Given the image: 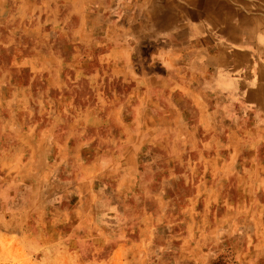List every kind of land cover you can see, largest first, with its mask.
I'll use <instances>...</instances> for the list:
<instances>
[{
  "label": "rangeland",
  "instance_id": "1",
  "mask_svg": "<svg viewBox=\"0 0 264 264\" xmlns=\"http://www.w3.org/2000/svg\"><path fill=\"white\" fill-rule=\"evenodd\" d=\"M72 1L30 0V25L0 26V264H97L118 245L125 264H264V107L227 92L260 77L233 47L249 29L206 18L176 48L128 40L126 79L103 68L107 32L155 5L188 20L181 0H85L90 51Z\"/></svg>",
  "mask_w": 264,
  "mask_h": 264
},
{
  "label": "crops",
  "instance_id": "2",
  "mask_svg": "<svg viewBox=\"0 0 264 264\" xmlns=\"http://www.w3.org/2000/svg\"><path fill=\"white\" fill-rule=\"evenodd\" d=\"M75 1L77 2V4L73 7V9H76L77 12L80 13L82 22L85 25L83 24L81 32H78L79 26L73 29L74 31L72 30L70 36L72 37L74 43H79L81 42V40L87 43V49L90 51V48L96 45V32H100L96 29V19L94 17L95 13L91 14V12H95L97 7L89 6V10L81 14L84 7L86 6L85 0ZM206 1L207 0H204V2L201 0H181L180 2L182 3H178V6L175 1L172 2L168 0L166 2L161 0H151L150 4H147L146 7L150 5L153 6L156 2L162 4L166 2L164 3V5L186 8L188 18L190 19L183 20L180 12L158 10L155 7L160 6L155 5V7H153L154 9L150 10L147 14V16H149V19L147 21H144V23H140L139 25H131V30H129V32H123L121 26L119 27L120 30L118 32H107L105 41H107L106 44H109V46L108 50L104 52V56L110 57V63L107 65H103V68L105 70L111 71V73H118L117 76L119 77L121 76L128 79V74L130 73L129 68L132 64L131 57L133 56L132 52L129 49L128 40H136L141 43H155L162 47L172 48H176L175 41L177 40H180V42H182L190 39V43H192V39L195 41L200 40L201 35L198 36L197 34H200L201 30L203 32L205 30L204 21L207 18ZM29 4H31L30 0H0V26L5 23H15L20 27L25 28L24 23L30 25L28 23V20L31 19L29 17H24L23 14L24 8ZM253 5H258V2L256 0H248L241 6L247 8L252 7ZM6 6L11 7V11H16L17 8H19L17 11L18 14L16 12V14H14L11 18H6L5 16H3L6 12ZM195 6H199V8L204 6V9L196 11ZM123 25L125 24H122V26ZM21 32L22 33H20V38L23 36V33H25L24 31ZM13 34L14 36H6L5 38L15 41L17 31H15ZM179 45L182 46L183 44L180 43ZM40 67L41 72L48 71L47 65L43 68L42 66ZM56 71L63 72V67L57 68ZM114 76L115 75H113V78ZM169 80L170 79H167L166 81ZM111 118L113 117L111 116ZM123 248L124 246L118 245L113 249V252H111L108 256L103 257V260H97L96 255L93 254V261L97 264H125L127 261V256L124 254Z\"/></svg>",
  "mask_w": 264,
  "mask_h": 264
},
{
  "label": "bare ground",
  "instance_id": "3",
  "mask_svg": "<svg viewBox=\"0 0 264 264\" xmlns=\"http://www.w3.org/2000/svg\"><path fill=\"white\" fill-rule=\"evenodd\" d=\"M247 1L248 0H208L206 8L210 7L214 10L206 11V17L207 23L212 26L215 32L220 30H231L233 34L236 31L235 27L249 29V34L252 36L251 40H232L233 47L238 46L241 48L236 49L240 55L243 53L247 54V60H249L251 64H256L251 67H257L259 69L260 77L255 78L257 82L251 83L248 82L251 78L248 80L242 75L234 76L233 79H230V89L227 90V92L239 99H250L253 103L264 107V0H256L258 2L256 6L253 5L247 8L242 7L241 5L245 4ZM210 4L211 6H209ZM243 8L247 11L252 10V12L259 14H245L239 10ZM211 15H216V17L220 16L222 20L227 16L231 19L230 24H221V22L212 18ZM256 24L259 25L255 27ZM223 49L225 51L233 50L229 47H224ZM250 49L256 52L252 53ZM226 69H228L227 66Z\"/></svg>",
  "mask_w": 264,
  "mask_h": 264
}]
</instances>
